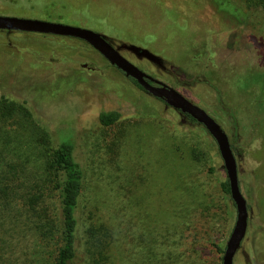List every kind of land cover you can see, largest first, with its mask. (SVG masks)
I'll return each mask as SVG.
<instances>
[{
	"label": "rangeland",
	"instance_id": "374dc122",
	"mask_svg": "<svg viewBox=\"0 0 264 264\" xmlns=\"http://www.w3.org/2000/svg\"><path fill=\"white\" fill-rule=\"evenodd\" d=\"M230 2L247 13L243 23L226 20L208 0H0V14L96 30L210 113L232 144L248 209L233 264H264V7ZM130 44L155 53L161 64ZM1 95L19 110L0 118V151L26 161L23 181L45 183L50 141L74 144L84 171L78 256L85 229L103 223L113 240L101 264H221L236 211L220 188L226 174L217 145L201 124L66 36L0 30ZM112 109L120 119L101 125L99 113ZM17 218L9 219L7 235L8 218L0 214V235L17 244L11 258L52 264L55 242L42 247Z\"/></svg>",
	"mask_w": 264,
	"mask_h": 264
},
{
	"label": "trees",
	"instance_id": "16d2710c",
	"mask_svg": "<svg viewBox=\"0 0 264 264\" xmlns=\"http://www.w3.org/2000/svg\"><path fill=\"white\" fill-rule=\"evenodd\" d=\"M208 1L211 7L228 21L234 18L240 23L242 22L240 18L247 17V13L243 14L240 11L243 7L230 0ZM247 1L252 6L264 7V0ZM128 47L137 55L153 63L161 64L160 57L150 50L134 44ZM128 78L141 88L133 78ZM18 110V105L14 101L3 95L0 96V118L14 117L18 114ZM183 115L196 122L190 115ZM120 116L117 110H103L98 115V121L103 126H110L116 123ZM41 137L42 135H40V140ZM49 143L51 145L50 156L43 165V178L46 180L44 183L42 179V185L39 183L38 187L23 181L25 160L20 161L21 159L18 160L16 157L6 159L0 151V214L3 218H8L4 232L8 235L9 219L12 216L18 217L29 224L42 247L49 246L52 241L55 242L56 249L52 264H88V262L89 264H101L108 258V248L113 240L112 231L103 223L98 226H88L85 229L87 238L83 243L84 251L78 256L80 202L84 190V171L75 159L74 144L71 140L60 139L58 142L51 143L50 141ZM42 186L49 187L47 193ZM220 188L224 193L229 194L227 178L220 182ZM13 200L16 204H20L19 209L15 208L16 211L11 205ZM5 235H0V264H18L20 261L18 257L11 258L12 255L18 253L16 249H13L17 244L13 246Z\"/></svg>",
	"mask_w": 264,
	"mask_h": 264
},
{
	"label": "water",
	"instance_id": "95a60500",
	"mask_svg": "<svg viewBox=\"0 0 264 264\" xmlns=\"http://www.w3.org/2000/svg\"><path fill=\"white\" fill-rule=\"evenodd\" d=\"M0 30L52 34L80 39L100 53L109 64L120 70L126 77L133 78L144 91L162 99L165 104L180 113L190 115L207 130L217 145L228 180L229 196L236 211L234 223L221 257V264H233L234 255L246 234L248 209L238 180L237 160L233 147L227 133L216 119L176 88L147 74L127 59L119 48L115 47L103 34L89 27L41 18L0 14Z\"/></svg>",
	"mask_w": 264,
	"mask_h": 264
},
{
	"label": "flooded vegetation",
	"instance_id": "af4514ba",
	"mask_svg": "<svg viewBox=\"0 0 264 264\" xmlns=\"http://www.w3.org/2000/svg\"><path fill=\"white\" fill-rule=\"evenodd\" d=\"M119 51L121 52V50L119 49Z\"/></svg>",
	"mask_w": 264,
	"mask_h": 264
}]
</instances>
